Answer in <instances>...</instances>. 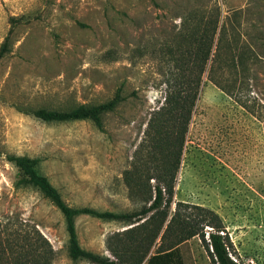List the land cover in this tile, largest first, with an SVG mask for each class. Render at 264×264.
Listing matches in <instances>:
<instances>
[{
	"label": "rangeland",
	"instance_id": "374dc122",
	"mask_svg": "<svg viewBox=\"0 0 264 264\" xmlns=\"http://www.w3.org/2000/svg\"><path fill=\"white\" fill-rule=\"evenodd\" d=\"M194 10L205 18L195 19ZM217 11L225 32L211 69L213 56L204 62L203 46L193 41ZM6 39L0 59V264H91L69 257L62 215L7 157L37 159L39 172L72 208L138 212L155 195L164 155L173 160L178 151L172 144L177 126L157 116L167 83L186 86L195 72L200 84L172 210L183 203L213 211L225 226L231 259L264 264V0H0V50ZM117 95L122 101L102 116L101 126L44 122L31 114L97 106ZM162 130L170 140L160 153L156 131ZM135 225L75 218L81 247L110 259L107 239ZM143 238L125 240L130 245ZM37 240L50 245L52 259L35 261ZM178 250L182 264H215L197 236Z\"/></svg>",
	"mask_w": 264,
	"mask_h": 264
},
{
	"label": "trees",
	"instance_id": "16d2710c",
	"mask_svg": "<svg viewBox=\"0 0 264 264\" xmlns=\"http://www.w3.org/2000/svg\"><path fill=\"white\" fill-rule=\"evenodd\" d=\"M192 15L205 18L201 11H193ZM203 15V16H201ZM16 23V22H15ZM225 32V23L220 24V15L218 11L210 13L205 19V27L201 37L197 34L194 37L195 48L203 46L200 52L203 55V61H207L212 55L213 63L219 57L221 42ZM217 38V40H216ZM216 40V41H215ZM8 39L4 41L0 50V59L8 50ZM199 51H196L198 54ZM200 84V74L195 72L193 79L185 86L181 84L167 83V92L165 104L161 111L157 113L162 124L167 125L173 121L178 131L173 132V146L178 143V151L173 160L163 158L162 167L155 178L154 197L152 195L147 200L149 205L143 206L140 211L135 213H113L109 211H99L90 207L72 208L65 203L61 193L55 188L49 179L38 170V160L26 156H9L8 161L22 173L27 184L37 189L62 215L67 233V248L69 257L73 261L86 260L91 264H121V262H132L131 264H182L179 255L178 246L192 237H199L204 243L215 264H237L230 257L228 235L225 232V226L221 219L213 211L194 205L175 203L172 210L174 183L178 171L179 157L182 149L184 134L186 133L187 122L189 121L195 102L198 96ZM122 98L117 95L114 99L97 106H78L72 111H54L39 109L32 111L31 114L44 122H71L90 120L97 126H101L102 116L112 112ZM169 133L156 131V148L163 153L164 142L169 141ZM170 161V162H169ZM137 187V186H136ZM78 216H89L106 222H122L128 225H137L123 231L122 233L110 236L107 239V250L114 257L97 255L93 252L83 249L79 243L75 218ZM150 230V233L147 230ZM207 229V230H206ZM160 236V246L156 252L150 254V250L155 240ZM207 238L205 239V235ZM151 237V241L145 245L144 240H136L128 245L126 237L134 238L137 236ZM113 238H118L117 244H111ZM39 244L38 240L34 244L35 261L44 259L46 255L52 259L54 252L50 245ZM42 250L43 252L39 251ZM51 261V260H50ZM37 264V263H35Z\"/></svg>",
	"mask_w": 264,
	"mask_h": 264
}]
</instances>
